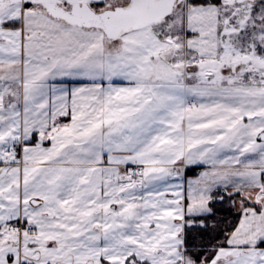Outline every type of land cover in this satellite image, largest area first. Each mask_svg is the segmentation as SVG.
Instances as JSON below:
<instances>
[{"label": "snow or ice", "instance_id": "1", "mask_svg": "<svg viewBox=\"0 0 264 264\" xmlns=\"http://www.w3.org/2000/svg\"><path fill=\"white\" fill-rule=\"evenodd\" d=\"M0 264H264V0H0Z\"/></svg>", "mask_w": 264, "mask_h": 264}]
</instances>
